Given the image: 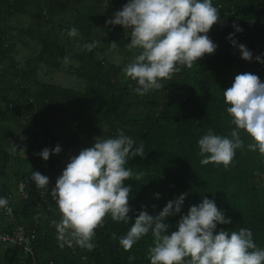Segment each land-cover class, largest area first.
Instances as JSON below:
<instances>
[{"label": "trees", "instance_id": "obj_1", "mask_svg": "<svg viewBox=\"0 0 264 264\" xmlns=\"http://www.w3.org/2000/svg\"><path fill=\"white\" fill-rule=\"evenodd\" d=\"M212 2L222 21L208 33L218 45L215 53L162 81L164 88L140 96L132 90L136 82L123 73L138 53L127 48L129 30L106 24L127 0H0V197L14 208L13 216L0 208V230L23 225L29 236L34 232L32 244L44 264H150L151 232L131 251L122 248L119 237L139 211L155 216L169 200L187 193L181 213L166 220L169 233L190 206L207 197L231 218L216 231L249 228L264 248V157L248 150L252 140L243 130L245 146L236 150L227 170L201 165L197 143L209 128L226 136L235 127L223 90L237 74L250 72L264 82V64L255 60L257 55L264 59V0ZM71 27L79 29L78 36H68ZM230 33L252 52L251 61L241 58ZM92 42L96 46L85 50ZM118 128L137 145L144 143L145 156L129 157L126 165L134 175L144 172L139 181L124 182L131 185L132 220L125 224L107 216L104 227L96 229L93 251L60 248L52 224L60 213L51 189L70 156L93 146L96 138L114 137ZM57 144L62 151L50 153L47 161L37 155ZM33 171L49 177L48 194L30 180ZM21 182L27 197L18 188ZM130 255L136 259L129 261ZM0 264L30 260L18 246L0 240Z\"/></svg>", "mask_w": 264, "mask_h": 264}, {"label": "clouds", "instance_id": "obj_2", "mask_svg": "<svg viewBox=\"0 0 264 264\" xmlns=\"http://www.w3.org/2000/svg\"><path fill=\"white\" fill-rule=\"evenodd\" d=\"M217 23L222 21L219 8L212 0H127L113 18L106 21V24L129 30L131 39L127 48L136 49L138 53L123 68V73L136 82L132 90L140 96L164 88L162 81H170L183 68H192L205 54H214L218 45L208 33ZM233 27L236 32L242 31L238 25L233 24ZM78 35V28L68 30L69 37ZM234 36L235 33L228 36L231 44L239 48L242 59L251 61L252 52L244 44H237ZM111 43L115 48L116 43ZM95 46L96 42H92L84 48L91 51ZM255 60L264 64L261 55ZM223 98L229 105L226 112L231 117L230 124L235 127L226 136L209 128L197 143L201 165H223L227 170L236 150L245 146L241 130L252 140L247 145L248 150H258L264 157V82L250 72L237 74L232 86L223 90ZM61 151L57 144L52 149L45 147L37 155L47 161L50 153ZM135 156H145L143 141L137 145L119 128L114 137L96 138L93 146L70 156L50 192L60 213L59 222L52 221L60 248L78 246L93 251L96 229L104 227L107 216L125 224L132 220L129 216L131 185L126 186L124 182L139 181L144 175L143 170L134 175L133 168L126 167L129 157ZM30 180L37 190H43L42 194H48V176L33 171ZM187 195L182 193L169 200L155 216L146 210L139 211L130 229L119 237L122 248L131 251L137 241L151 232L153 246L147 252L150 264H264V248L254 242L249 228L216 231L218 224H230L231 218L207 197L190 206L187 213L180 216L177 230L169 233L170 225L166 220L181 213ZM0 208L8 214L12 212L6 197H0ZM112 239H117L115 233ZM135 259L134 255L128 257L129 261Z\"/></svg>", "mask_w": 264, "mask_h": 264}, {"label": "built area", "instance_id": "obj_3", "mask_svg": "<svg viewBox=\"0 0 264 264\" xmlns=\"http://www.w3.org/2000/svg\"><path fill=\"white\" fill-rule=\"evenodd\" d=\"M18 188L21 191V194L24 195V197H27V195L25 194V185L23 182L19 184ZM9 207H11L12 209L11 214H8L3 208L1 209L6 215L13 216L14 208L10 205V203ZM34 237L35 233L33 232L31 236H29L26 227L23 225L14 227L13 231L0 230V240L18 246L22 250L24 257L30 260V264H44V262H42L36 256L35 248L32 244V239Z\"/></svg>", "mask_w": 264, "mask_h": 264}, {"label": "bare ground", "instance_id": "obj_4", "mask_svg": "<svg viewBox=\"0 0 264 264\" xmlns=\"http://www.w3.org/2000/svg\"><path fill=\"white\" fill-rule=\"evenodd\" d=\"M27 259V258H26Z\"/></svg>", "mask_w": 264, "mask_h": 264}]
</instances>
